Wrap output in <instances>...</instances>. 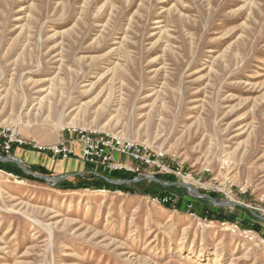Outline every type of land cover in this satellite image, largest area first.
<instances>
[{"label": "rangeland", "instance_id": "rangeland-1", "mask_svg": "<svg viewBox=\"0 0 264 264\" xmlns=\"http://www.w3.org/2000/svg\"><path fill=\"white\" fill-rule=\"evenodd\" d=\"M0 126L46 148L74 129L130 139L173 171H123L233 203L85 188L109 170L16 146L72 175L0 171V264H264V0H0Z\"/></svg>", "mask_w": 264, "mask_h": 264}, {"label": "built area", "instance_id": "built-area-1", "mask_svg": "<svg viewBox=\"0 0 264 264\" xmlns=\"http://www.w3.org/2000/svg\"><path fill=\"white\" fill-rule=\"evenodd\" d=\"M72 133V135H76V137L60 142L50 148H46L41 146L38 147L23 139L18 134L11 132L9 129L0 126V161L8 162L6 158L13 156L12 154L16 146H32V148H38L44 151L49 149L47 151L54 158L67 159L74 155H79L87 162L100 164V166H104L109 171H120L125 168L123 162L118 160L119 156L131 158L143 165H154L166 173L173 171L164 163L163 158L165 156L163 153H152L146 146L136 144L130 139L97 134L81 129H74ZM0 171L4 172L1 168ZM11 175H13V173ZM17 177L20 176L17 175ZM174 201L175 198L170 194L161 198V202L163 203H172Z\"/></svg>", "mask_w": 264, "mask_h": 264}, {"label": "trees", "instance_id": "trees-1", "mask_svg": "<svg viewBox=\"0 0 264 264\" xmlns=\"http://www.w3.org/2000/svg\"><path fill=\"white\" fill-rule=\"evenodd\" d=\"M0 168L7 171V172H10V173H13L15 175H18L20 177H25V178H30V179H37V180H41L39 178H36L32 175H28L24 172V170L22 168L19 167V165L15 162H1L0 161ZM38 171L42 172V173H50L49 170L43 166V165H39L38 167ZM110 175L112 176V178H120V179H132L134 177L137 176V174L135 173H131V172H127V171H123V170H120V171H109ZM91 177H95V175H90ZM157 178H161V179H164V180H171V181H174L176 179L175 176L173 175H157L156 176ZM148 180H145V181H142V182H146L147 183ZM139 183V182H138ZM151 183V187L153 186H160L158 183L156 182H150ZM133 184H136V183H133ZM70 187V186H68ZM84 187H93L95 189H101V188H107V189H118V190H121V191H124V192H131V193H137L138 191L133 188V189H130L128 187V184L126 183H122V184H112L108 181H106L104 178H102L100 181H97V182H94V183H91V184H85ZM166 188V187H165ZM178 187L177 186H172V187H167L166 189L167 190H175L177 189ZM146 192L145 193H150V188H148L147 190H145ZM169 192H172V191H167L166 194H168ZM165 194H160L161 198L164 197ZM166 207L168 208H173V204L171 202H164L163 203ZM179 206V203H177V205L175 207H178ZM218 218H223L221 215L217 216Z\"/></svg>", "mask_w": 264, "mask_h": 264}, {"label": "water", "instance_id": "water-1", "mask_svg": "<svg viewBox=\"0 0 264 264\" xmlns=\"http://www.w3.org/2000/svg\"><path fill=\"white\" fill-rule=\"evenodd\" d=\"M6 159L8 161L17 163L24 170V172L26 174L32 175V176H34L36 178H40V179H43V180H46V181L58 182L60 180L68 178L69 176L72 175V174H70V175H60V176H56V177H45V176H43V175H41L39 173H35V172H32L29 169H27V167L24 165L23 160H21L20 158H18L16 156H9ZM0 160H1V157H0ZM95 174L100 175L99 173H95ZM103 178H105L106 181H108V182H110L112 184L137 183V182H142V181L148 180L150 182H156V183H159V184L164 185V186H182V187L187 188L188 191L190 192V194H192L194 196H198V197L209 198L212 202H214L217 205H220V206L223 205L224 206V205H227V204H231V205L233 204V203L222 204L221 202L217 201V199L212 197L211 195L202 194V193L196 191L187 182L165 181L164 179L157 178L154 175H141V174H139V175H137L136 177H134L132 179H112V178L104 177V176H103ZM259 217L264 220V217H262V216H259Z\"/></svg>", "mask_w": 264, "mask_h": 264}, {"label": "crops", "instance_id": "crops-1", "mask_svg": "<svg viewBox=\"0 0 264 264\" xmlns=\"http://www.w3.org/2000/svg\"><path fill=\"white\" fill-rule=\"evenodd\" d=\"M75 144V143H74Z\"/></svg>", "mask_w": 264, "mask_h": 264}]
</instances>
